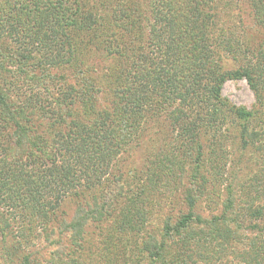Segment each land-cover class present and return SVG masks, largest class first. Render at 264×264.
<instances>
[{
    "label": "trees",
    "instance_id": "trees-1",
    "mask_svg": "<svg viewBox=\"0 0 264 264\" xmlns=\"http://www.w3.org/2000/svg\"><path fill=\"white\" fill-rule=\"evenodd\" d=\"M12 1L0 0V76L6 85L9 81L16 90L12 91L9 84L5 88L0 84V129L8 123L12 128L8 139L13 146L20 151L26 149L29 154L40 152V159L25 162L13 156L15 163L9 169L8 159L0 158V168L2 165L5 170L0 173L3 200L10 208L21 209L16 213L21 224L12 232L0 215V234H6L2 241L7 243L6 246L16 255L21 254L30 231L36 228L47 231L48 236L65 234L77 249L82 247L80 242L86 241V227L94 221L108 220L118 231H126L128 228L124 223L129 221L127 227L138 230L142 228L143 221L136 220L134 211L143 219L148 215L146 204L149 198L142 197L145 190L159 188L161 182L170 181L164 177L166 171H173L170 163L184 172V159L188 156L193 158L192 173L181 197L186 210L176 216L165 214L159 233L145 234L139 251L148 258L149 264H156L165 256L169 249L168 240L174 237L180 239L181 250L178 248L168 264H198L196 259H192L193 251L185 249L189 247L185 236L195 226L211 228L220 220H229L237 228L245 225L257 227L253 221L258 220L257 215L264 216V208L238 205L230 185H227L228 194L223 199L228 205L219 214L220 220L215 216L202 218L195 211L207 182L206 176L200 173L205 163L200 154L201 138L196 133L198 124L192 121L195 118H185L187 122L180 123L185 144H190L183 154L172 151L175 161L167 159L168 153L154 156L147 184L120 207L117 206L119 201L131 191L128 178L119 171L117 164L114 170H110L113 162H117L122 153L133 145L144 143L146 146L145 142L154 135L151 126L158 122L157 113L162 99L167 102L177 100V113L172 115L182 120L180 116L187 117L185 108L197 94L205 96L212 108H220L223 104L220 87L226 77H244L255 92L264 96V84L262 88L258 87L255 70L244 66L217 74L213 70L214 62L209 58L212 53L206 46H200L205 31L190 21L181 26L178 20L179 27L174 29L181 32L177 36L180 42L176 41L174 46L171 44V31H163L162 38L157 37L158 41L163 39L164 55L170 58L168 64L159 61L158 54L137 46L143 35L149 39L145 30L141 32L142 36L140 32L132 31L129 38L133 36L135 44L132 45L136 47H130L132 51L128 55L129 47L123 46L124 40L114 44L122 38L125 30H130L129 27H139L133 17L138 12L128 2L114 7L119 12L122 32L114 35L111 42L107 36L105 39L99 37L109 42L106 52L115 58L101 66L97 64L99 62H88L83 58L86 55L84 45L91 44L105 29L103 21L86 3L81 0H32L34 5L18 3L21 7L13 11ZM256 11L255 18L261 22L260 12ZM3 25L8 27L7 30L1 28ZM77 33L88 41L85 43L77 38ZM255 33L252 29L246 31L250 36ZM22 38L25 42L19 44ZM10 65L15 66V71ZM63 66H70V72L59 76L55 69ZM31 79L36 80L32 85L41 87L43 94L25 82ZM47 80L54 82V92L46 89ZM231 112L243 128L255 116L253 111L243 107H232ZM37 144H41L40 150ZM7 170L9 173L6 174ZM198 178L201 188L196 183ZM80 187L95 192L86 200L79 201L67 224L56 221V226L49 225L54 220L60 200ZM255 251L254 257L264 260V249ZM75 259L73 264H80L83 260L82 257H72Z\"/></svg>",
    "mask_w": 264,
    "mask_h": 264
},
{
    "label": "rangeland",
    "instance_id": "rangeland-1",
    "mask_svg": "<svg viewBox=\"0 0 264 264\" xmlns=\"http://www.w3.org/2000/svg\"><path fill=\"white\" fill-rule=\"evenodd\" d=\"M81 1L94 10L97 18L103 21L105 28L103 32L98 33L96 40L91 41V44L84 45L83 50L86 55L83 58L88 62H99L97 64L102 66L114 61L115 58L105 49L112 41L113 36L122 32L119 26V12L114 7L128 2L132 4L134 11L138 12L137 15L133 14V17L139 27H129L130 30H125L121 35L122 38L114 42L117 44L124 40L123 46L129 47L128 55L132 51L130 47H136L132 45L133 36L129 38L132 31L136 30V33L140 32L142 36L141 32L145 30L149 39L143 35V40L136 43L137 46L144 47L155 55L158 54L160 56L159 61L168 64L170 58L164 55L163 39L158 41L157 37L162 38L161 32L163 31H171V35H173L171 44L174 46L176 41L180 42L177 36L181 33L180 30L174 28L179 27V21L181 22L180 25L190 21L192 24L200 25L205 31L206 35L205 38L203 37L204 41L200 42V46H206L208 51L212 53L209 58L210 60L212 58L213 70L217 74L248 66L257 74L255 79L258 82V87L262 88V84H264L262 71V69L264 70V53H262L264 52V20L262 19L264 18V0ZM18 3L34 5L32 0H14L11 3L13 11L21 7ZM256 10L260 12L263 24L257 17L259 23L256 22ZM1 28L7 30L8 27L3 25ZM251 29L256 32L255 35H246V31ZM76 35L83 42L88 41L78 33ZM105 36L109 42L99 38L105 39ZM24 42L22 38L19 44ZM131 57H129L130 62H132ZM10 67L11 70L15 71L14 65H10ZM70 68V66H63L55 70L60 76L64 72L69 73ZM1 80H4V83ZM162 80H165L163 76ZM35 81L31 79L25 82L31 84L30 87L35 90L37 89V93L43 94L41 87L32 85ZM0 84L3 87H7L9 84V88L13 87L12 91L16 90L9 81L6 85L5 79L1 76ZM45 85L47 90L50 89L51 92H54V82L47 80ZM14 93L16 92H12V94ZM197 95L192 103L185 108L187 117L180 116L182 120L172 115V113H177V100L174 99L173 102L171 99L167 102L162 99L157 113L158 122H153L151 126L154 135L145 142L146 146L144 143L133 145L132 148L122 153L117 162H113L110 170H114V165L117 164L120 168L119 171L127 176L128 188L131 190H127L128 192L117 206H122L127 198H130L134 193L137 194L139 189L147 184L148 177H150V163L154 156L160 157L168 153L167 159L174 160L173 155H171L172 151L177 150V154H183L186 146L190 144H185L187 142L184 141L180 123L181 121L187 122L185 118H195L192 121L198 124L196 133L201 138L200 154H202V161L205 163V168L202 167L200 173L204 174L207 180L204 193L199 196L195 211L202 218L215 216L218 220L219 214L228 205L223 200L228 194L227 185L232 187L238 205L247 208V205L251 204L255 207L257 205L264 208V96L262 93L255 92L244 77L237 79L226 77L222 82L220 98L223 104L220 108L217 106L212 108L211 102L205 96ZM232 107H243L255 113L254 118H250L246 128L241 127L235 120L231 112ZM78 108L80 107L77 106ZM11 131L12 128L8 123H5L0 129V158L8 159L9 169L12 168V163H15L12 161L15 158L13 156L25 160V162L40 159V152L32 151L29 154L26 149L20 151L18 147L13 146L8 139ZM38 145L37 149L40 150L41 144ZM159 157L156 161L159 160ZM190 158L188 156L184 159V172L170 163V168L173 171L170 173L169 169L164 176L170 181L161 182L159 188H147L145 190L142 197L149 198L148 204H146L148 215L146 218L144 215L145 219H143L137 211H134L136 220L143 221L142 228L132 230L131 227H127L130 223L127 221L124 226L128 229L118 231L108 220L94 221L86 227V241L80 242L82 247L78 249L71 245L65 234L48 236L47 231L36 228L30 231L23 252L17 255L6 246L7 243H3L6 234H0V264H73L72 261L77 260H72L74 256L83 258L80 264H149L148 258L139 251L140 242L147 232L159 233L161 219L165 214L170 213L176 216L180 211L186 210L181 197L183 196V189L190 183L189 178L193 165V158ZM1 172H5L2 165ZM7 173H9L8 170ZM196 183L201 188L202 183L199 178ZM94 192L93 189L88 190L80 187L63 197L56 209V214L53 216L54 220L49 225L56 226V221L67 224L70 217L74 216L79 201L86 200ZM133 204L134 207L136 202ZM20 210L10 208V205L4 202L0 190V215L10 225L11 232L21 224L20 218L16 214ZM257 218L258 220L254 219L253 221L257 226L256 228L248 225L237 228L234 223L228 222L229 220L225 219V223L220 218L217 225L213 224L211 228L206 225H194L195 227L193 226L194 228L188 236H185L187 238V245H185L189 246L185 249L193 251L192 259H196L198 264H264L263 259L254 257L255 250L264 249V216L257 215ZM196 229L197 231H195ZM168 245L167 253L163 258H159L156 264H168L178 248L181 250L178 237L168 240Z\"/></svg>",
    "mask_w": 264,
    "mask_h": 264
}]
</instances>
